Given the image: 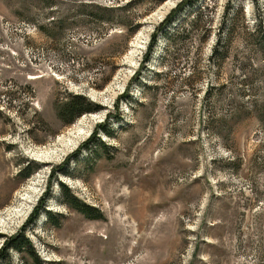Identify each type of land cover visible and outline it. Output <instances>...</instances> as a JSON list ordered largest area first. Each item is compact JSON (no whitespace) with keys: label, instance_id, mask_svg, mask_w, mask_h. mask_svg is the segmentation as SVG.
<instances>
[{"label":"rangeland","instance_id":"1","mask_svg":"<svg viewBox=\"0 0 264 264\" xmlns=\"http://www.w3.org/2000/svg\"><path fill=\"white\" fill-rule=\"evenodd\" d=\"M180 1L0 0V215L35 191L25 216L5 215L0 248L44 197L51 214L24 230L43 264H264V59L250 56L264 0H195L173 48L159 36L143 62ZM218 37L230 42L222 60ZM75 94L101 108L68 123ZM81 121L88 132L64 157L33 156ZM104 123V145L65 164ZM27 161L39 167L24 177Z\"/></svg>","mask_w":264,"mask_h":264},{"label":"trees","instance_id":"2","mask_svg":"<svg viewBox=\"0 0 264 264\" xmlns=\"http://www.w3.org/2000/svg\"><path fill=\"white\" fill-rule=\"evenodd\" d=\"M158 1L161 2L162 0H158ZM187 7L195 8L196 7L195 0L180 1L162 20L161 24L156 27V29L153 31L151 35V40L149 42L148 49L145 52L143 62H147L149 60L152 50L154 49L159 36H162L166 40L167 44H165L164 49L168 50L169 48H173L175 44L174 38L176 37V33L178 31H175V29L172 27V24L175 22V20L178 17H180V15L185 13ZM198 10H199L198 8L193 10L194 13L191 21L192 24L194 25H196V23H199V21H201L200 19L201 14H199L200 11ZM260 15L261 14H257L255 27L254 29L251 30L252 32L250 34L251 43H252V52L250 56L252 60H254L257 57H263L264 59V19ZM229 43L230 42L227 41V39L224 40L218 37L212 47V51H211L212 59L217 58L222 60V58L225 55L224 53L227 52V51L225 52L224 50ZM241 67L245 68V63H243ZM259 73H260V67H258L257 65L251 67L252 77L255 76L258 77ZM139 74H140L139 71H137V74L133 79L137 80L139 78ZM251 82L247 84H249L250 86L249 90L254 91V87L250 85ZM100 108H101L100 105L90 101L85 96L75 94V95H71L69 99H67L64 103H62L60 114L62 116L70 117V119L68 120V123H70L76 116H79L85 112L97 111ZM258 109L261 112V114H264V104H262L261 107H259ZM99 130H102L105 134H110V131L105 123L99 125V127L93 131L92 133L93 135H91L85 143L81 144V148H78L79 149V150L77 149L78 151L76 150L75 153H72L71 155H69V157L66 158L67 160H65V164H68L69 161L68 159L70 157H72V159H76L80 153V150L82 151V149H87L91 151L92 147L96 146L95 144L104 145L103 141L100 140L99 135L97 134ZM26 163H27L26 167H24L20 171V173L23 174L24 177H28L31 171H34L39 167L38 164L34 163L33 161H27ZM53 177H54V173L52 174L51 179H53ZM55 180L57 181V184L60 187L64 189L66 188L65 185L61 181L57 180L56 177ZM50 186H51V182L48 187L49 189ZM66 196L68 200H70L71 204L75 206L76 209L84 213L88 212L89 214H87V217L98 216L95 214L92 215V212L97 211L96 209L91 208L89 205H85L82 202L76 201V199L71 195H69L68 192L66 193ZM45 201L46 199H44V197L41 198L38 208L34 210L33 214L30 216V218L27 219L26 223L20 229V231L17 234L5 239L3 245L0 248V264H9L11 260L10 258L11 251L18 253L21 256V258H25V257L29 258L34 264H43V261L39 260L34 247L31 245V241L28 239V237L25 236L24 230L28 224L33 223L39 218L40 213L43 212L46 215L51 214L50 210L44 208Z\"/></svg>","mask_w":264,"mask_h":264},{"label":"bare ground","instance_id":"3","mask_svg":"<svg viewBox=\"0 0 264 264\" xmlns=\"http://www.w3.org/2000/svg\"><path fill=\"white\" fill-rule=\"evenodd\" d=\"M139 43L140 42H138V44ZM134 48H139V46L136 45L134 46ZM133 54H134V51L130 53V55H133ZM85 127L83 125V121H81L72 130H70L66 135L60 136L57 139L56 144L53 147L38 149L33 153V156H35L36 158L40 159L43 162H51V161L61 159L62 157H64V155H66L68 151L75 148L80 143V141L83 139V137L88 132V129H86L87 127L86 128ZM31 188L30 187L27 188V190L25 191L26 194H23L22 197L19 198V200L21 201L20 202L21 204L18 207L20 209L17 206L10 207L9 209L7 208L8 210H7V214H5L6 216H9V217L18 216L20 215L21 212H24V211L25 213L23 216H25L30 211L34 203V197L32 193H35V191ZM5 215L4 216L0 215V228H6L8 226V224L6 223L7 219Z\"/></svg>","mask_w":264,"mask_h":264}]
</instances>
